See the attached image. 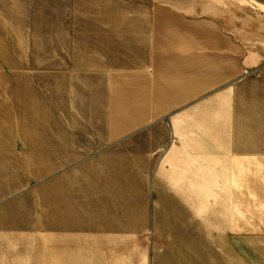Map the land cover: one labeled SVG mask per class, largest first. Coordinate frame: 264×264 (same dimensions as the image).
I'll return each instance as SVG.
<instances>
[{
	"label": "crops",
	"instance_id": "1",
	"mask_svg": "<svg viewBox=\"0 0 264 264\" xmlns=\"http://www.w3.org/2000/svg\"><path fill=\"white\" fill-rule=\"evenodd\" d=\"M0 69L4 164L40 181L0 203V264H147L208 211L218 264L264 244V0H0Z\"/></svg>",
	"mask_w": 264,
	"mask_h": 264
},
{
	"label": "rangeland",
	"instance_id": "2",
	"mask_svg": "<svg viewBox=\"0 0 264 264\" xmlns=\"http://www.w3.org/2000/svg\"><path fill=\"white\" fill-rule=\"evenodd\" d=\"M5 55V54H4ZM6 70L0 69V80L1 77L5 78ZM0 81V82H1ZM16 86H8L5 83H0V176L5 174V177H14L15 189L13 193L4 198L0 199V203L11 201L22 197L23 195H32L36 192V187H38L40 181L38 179V165H21L19 163L4 164V161L10 158H14L17 161L18 152H22L23 149L17 145L16 137L9 143L11 149L7 147V135L8 127H6V102L8 88ZM17 111V110H16ZM21 111V110H20ZM16 119L15 127L11 125V136H17L20 132L26 130L29 132L32 127L19 122L20 119ZM22 119V118H21ZM31 135V134H30ZM16 145L17 147H15ZM11 160V159H9ZM60 169L65 166H59ZM50 166H47L49 172ZM54 170V166H52ZM52 170V171H53ZM30 180L20 181L17 178L21 176H29ZM20 183V186L18 185ZM35 194V193H33ZM33 201H37V196H32ZM209 208V207H208ZM191 227L185 230H175L177 235L173 234V228H159L160 242L157 246L153 256L150 257L147 264H218L220 261V253L215 248V231L213 227L214 213H192L191 216ZM179 218H160V224L162 221H168L167 223L172 226L173 221H177ZM172 231V233L167 234ZM179 231V232H178ZM150 234H148V237ZM177 236V237H176ZM190 240V242H189ZM190 244H187V243ZM185 243V244H184ZM238 260H230V255H227L228 264H264V244L262 238L255 237H241L239 240L238 247ZM225 256V255H224Z\"/></svg>",
	"mask_w": 264,
	"mask_h": 264
}]
</instances>
